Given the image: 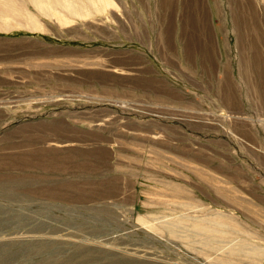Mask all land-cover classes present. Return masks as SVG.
<instances>
[{"label":"rangeland","instance_id":"1","mask_svg":"<svg viewBox=\"0 0 264 264\" xmlns=\"http://www.w3.org/2000/svg\"><path fill=\"white\" fill-rule=\"evenodd\" d=\"M15 1L4 21L24 26L0 24V264H264V75L244 61L264 55V0L245 1L244 45L239 0H114L67 25Z\"/></svg>","mask_w":264,"mask_h":264},{"label":"bare ground","instance_id":"2","mask_svg":"<svg viewBox=\"0 0 264 264\" xmlns=\"http://www.w3.org/2000/svg\"><path fill=\"white\" fill-rule=\"evenodd\" d=\"M13 0H0V24L1 25H5V24H7V25H12V23H15V22H17V20H15V21H13V20H9V21H7V22H5L4 20H7L8 18H10V15H9V12H11V14L12 15H14V16H16V15H18V14H23V13H21V12H19V11H17L16 9L18 8V6H19V4L18 3H16V1H15V3L17 4V5H15V4H13L14 2H12ZM18 1V0H17ZM33 1V4L35 5V8L36 9H38L39 10V12H40V14H43V15H51V16H55V17H57L58 18V20L61 22V23H63L64 25H67L66 23H70L71 21H73V17L74 16H77V15H83V14H86V13H89V12H87V11H85V13H84V10H85V8H86V5H92L93 7H96L97 9H102L103 8V10L105 11V9H108V7L110 6L111 7V5L112 4H117L114 0H87V3L89 2V4H85V2H84V0H53L54 2H55V5L54 4H52L51 2H50V0H32ZM161 1V6H160V8L164 11V12H166V11H168V9L167 8H171V7H173L174 8V5H176L177 6V1L178 0H160ZM176 1V2H175ZM198 1H201V0H183V3H184V5H183V9L185 10L187 7H188V5H193V6H195V4L194 3H196L197 4V2ZM240 2H239V5L237 6V7H234L233 6V20H234V25H236L237 26V28H239V30H240V32H242V34L240 33V36H241V39H242V37H243V39H242V44L244 45V43H245V41H244V35H246V40L248 39V35H250V28H251V25H250V23H249V21L253 18V14L255 15V11H254V9L251 7V5L249 4V3H245V1L246 0H239ZM248 2L250 1V0H247ZM175 2V3H174ZM206 2V1H205ZM242 2H244L245 4H243ZM204 3V2H203ZM56 4H58L57 6H56ZM187 4V7L185 6ZM199 4V3H198ZM207 4V3H206ZM218 5H220V4H218ZM20 6H21V4H20ZM19 6V7H20ZM24 6H26V5H24ZM175 6V7H176ZM60 7H63L62 8V10H61V8ZM186 7V8H185ZM201 7V6H200ZM113 8V7H112ZM189 8V7H188ZM89 9V8H88ZM176 9V8H175ZM192 9H194V8H192ZM205 6L203 7V9L201 10V12H202V15H205ZM232 9V8H231ZM160 10V9H159ZM191 10V9H190ZM220 10V9H219ZM96 11H98V10H96ZM183 11V10H182ZM192 12H193V10H191ZM194 11H195V9H194ZM174 12V11H173ZM197 12V11H196ZM207 12H209V9H207ZM195 13V12H194ZM27 16H29V18L30 19H26V20H29V24L32 26V28H34V29H39L38 27H40V26H38V24H40L39 23V21H38V19L36 18L37 16L36 15H34L35 13H30V11L29 12H26L25 13ZM24 14V15H25ZM90 14V13H89ZM186 13H185V11L183 12V15H185ZM199 14V13H198ZM210 14V13H209ZM201 16V15H200ZM206 16V15H205ZM196 17V16H195ZM198 17V16H197ZM196 17V18H197ZM26 18V17H25ZM223 18H224V16H223ZM72 19V20H71ZM221 19V18H220ZM21 20H23V19H21ZM20 20V21H21ZM13 21V22H12ZM196 20H194V23H196L195 22ZM212 21V20H211ZM21 22H23V21H21ZM25 22V21H24ZM17 23H19V24H22L23 25V23H20V22H17ZM26 23V22H25ZM205 23H206V21H205ZM209 23V22H208ZM184 24V26H185V22L183 23ZM203 24V23H202ZM207 24V23H206ZM206 24H205V31H204V33H203V38H204V40H205V42L209 45V46H211L210 47V49L208 50V54H210L211 52H214V49H213V47H212V43H213V40H215L214 39V35H213V38H211L212 36V33H211V30H212V28H211V30H210V26H208V28H207V26H206ZM41 25V24H40ZM162 25V24H161ZM24 26V25H23ZM27 26V25H26ZM74 26H76V25H74ZM171 26V25H170ZM196 26H197V24H196ZM224 26V25H223ZM9 27V26H8ZM12 27V26H11ZM14 27V26H13ZM12 27V28H13ZM21 27V26H20ZM78 27H80V26H78ZM194 27H195V24H194ZM212 27V26H211ZM10 28V27H9ZM171 29V28H170ZM182 29V28H181ZM224 29V28H223ZM32 30V29H31ZM169 30V29H168ZM166 31H167V29H166ZM166 31H164V32H166ZM215 31H216V29H215ZM170 32V31H169ZM212 32H213V30H212ZM168 33V32H167ZM167 33H165V35L167 34ZM173 33V32H172ZM172 33H170V34H172ZM215 35H216V33H215ZM167 36V35H166ZM172 36H173V34H172ZM169 37V36H168ZM213 39V40H212ZM258 39H260V37H258ZM262 39V38H261ZM166 41V40H165ZM166 44V43H165ZM249 45H250V43H248ZM247 44V45H248ZM207 45V46H208ZM216 45V44H215ZM219 45V44H218ZM251 45H254V44H251ZM256 45V47L258 48V46H257V44H255ZM205 46H206V44H205ZM203 47V46H202ZM216 47V46H215ZM164 48V47H163ZM203 49V48H202ZM206 49V48H205ZM216 49V48H215ZM187 51V50H186ZM206 53V52H205ZM257 54L258 55H256L252 60H251V57H249V56H247V58L248 59H244V61H246L245 62V64H246V67H245V72H247V73H251L252 74V71H253V69H256L257 70V68H258V70L260 69V70H262V74L264 75V55H263V53H259L258 51H257ZM242 55V54H241ZM245 55H246V53H245ZM164 56V55H163ZM162 56V57H163ZM206 57V56H205ZM204 57V58H205ZM135 58V57H134ZM203 58V57H202ZM209 59H210V56L208 57ZM207 59V58H206ZM215 59V58H214ZM242 59V58H241ZM204 60V59H203ZM243 60V59H242ZM215 61V60H214ZM209 62V61H208ZM212 62H213V60H212ZM205 63V62H204ZM241 63H242V61H241ZM225 64V63H224ZM223 64V65H224ZM209 65V64H208ZM207 65V66H208ZM227 65V64H226ZM214 66H215V64H214ZM209 67H210V65H209ZM208 67V68H209ZM217 67V66H216ZM225 67V66H224ZM222 68H223V66H222ZM224 69V68H223ZM226 69V68H225ZM244 69V68H243ZM242 70V69H241ZM130 71H132V70H130ZM139 71V70H138ZM212 72V71H211ZM242 72V71H241ZM212 74V73H211ZM229 74V73H228ZM230 75H233V73H232V71H231V74ZM242 75H243V72H242ZM248 76H250L249 74L247 75V77ZM224 77H227V76H224ZM251 77V76H250ZM215 78V77H214ZM219 78V77H218ZM228 79V78H227ZM226 79V80H227ZM251 79V78H250ZM225 80V79H224ZM218 82H220V81H218ZM222 82V81H221ZM262 81H261V79H259V87L261 86L262 87ZM226 84V83H225ZM225 86V85H224ZM250 87H251V84L249 85ZM221 87V86H220ZM229 87V86H228ZM222 88V87H221ZM224 88V87H223ZM227 89V88H226ZM231 89H232V87H231ZM224 90V89H223ZM229 90V89H228ZM221 91H222V89H221ZM230 91V90H229ZM232 91V90H231ZM233 92H234V90H233ZM225 93V92H224ZM228 93V92H227ZM226 94V93H225ZM229 94V93H228ZM232 94V93H231ZM234 95V94H233ZM145 96V95H144ZM220 97V96H219ZM230 97V96H229ZM236 98V97H235ZM226 99V98H225ZM223 101H225L224 99H223ZM223 101H221V102H223ZM231 101V100H230ZM229 101V102H230ZM236 101V100H235ZM228 102V101H227ZM228 102V103H229ZM224 104V103H223ZM238 104V103H237ZM241 104V103H240ZM233 106V105H232ZM140 107V106H139ZM230 107V106H229ZM236 107V106H235ZM146 113V112H145Z\"/></svg>","mask_w":264,"mask_h":264}]
</instances>
